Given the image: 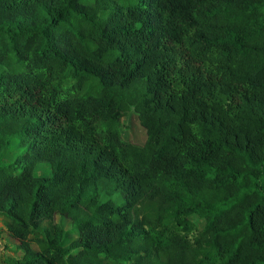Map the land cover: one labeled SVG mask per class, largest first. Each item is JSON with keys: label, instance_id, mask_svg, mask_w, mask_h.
<instances>
[{"label": "trees", "instance_id": "16d2710c", "mask_svg": "<svg viewBox=\"0 0 264 264\" xmlns=\"http://www.w3.org/2000/svg\"><path fill=\"white\" fill-rule=\"evenodd\" d=\"M0 221V264H264V0H0Z\"/></svg>", "mask_w": 264, "mask_h": 264}, {"label": "rangeland", "instance_id": "374dc122", "mask_svg": "<svg viewBox=\"0 0 264 264\" xmlns=\"http://www.w3.org/2000/svg\"><path fill=\"white\" fill-rule=\"evenodd\" d=\"M121 135L125 141L131 142L136 145H143L146 141V133L144 129L139 125L138 119L134 114H131L129 117H126L122 120L121 126ZM44 169L43 165L40 166ZM41 176H48L49 169L42 171ZM192 223L195 227L200 231L204 227V222L199 220L196 217L191 218ZM56 223L59 224L65 231H71V223L68 220L62 219L59 216L56 217ZM47 227V224L44 225ZM70 241H73L76 237L72 233L68 236ZM18 245V242L9 238L3 226V223L0 221V261L4 259V257H16L21 258V253H18L15 249ZM35 249V247H33Z\"/></svg>", "mask_w": 264, "mask_h": 264}]
</instances>
